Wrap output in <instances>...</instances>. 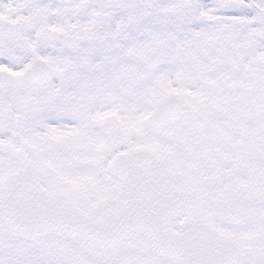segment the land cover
Here are the masks:
<instances>
[{
    "label": "snow or ice",
    "instance_id": "6c2138e0",
    "mask_svg": "<svg viewBox=\"0 0 264 264\" xmlns=\"http://www.w3.org/2000/svg\"><path fill=\"white\" fill-rule=\"evenodd\" d=\"M0 264H264V0H0Z\"/></svg>",
    "mask_w": 264,
    "mask_h": 264
}]
</instances>
